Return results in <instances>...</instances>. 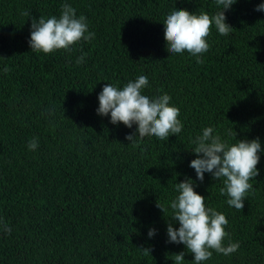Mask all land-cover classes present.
Masks as SVG:
<instances>
[{
	"label": "trees",
	"instance_id": "obj_1",
	"mask_svg": "<svg viewBox=\"0 0 264 264\" xmlns=\"http://www.w3.org/2000/svg\"><path fill=\"white\" fill-rule=\"evenodd\" d=\"M64 3L87 18L94 39L71 52L31 51L32 18L59 17ZM262 3L237 0L225 10L230 33L213 25L209 50L194 57L167 51L163 21L177 9L214 15L215 0H0V218L11 228L0 226V264H174L182 251L183 264H194L167 236L175 185L186 178L226 215L225 246L239 244L202 264H264ZM140 75L149 80L143 94L171 96L184 127L168 140L137 136L133 147L126 136L137 126L113 125L96 110L105 84L122 88ZM205 127L229 144L259 138V175L242 210L227 205L221 180L206 172L201 182L190 167Z\"/></svg>",
	"mask_w": 264,
	"mask_h": 264
},
{
	"label": "clouds",
	"instance_id": "obj_2",
	"mask_svg": "<svg viewBox=\"0 0 264 264\" xmlns=\"http://www.w3.org/2000/svg\"><path fill=\"white\" fill-rule=\"evenodd\" d=\"M237 0H215L221 11L214 15L207 12L194 14L186 9H177L167 14L163 21L164 39L167 51L170 54H182L187 51L190 55L198 57L209 50L207 38L211 34L213 25L218 33L227 36L233 29L228 25L225 10L231 8ZM256 11H264V3L259 4ZM21 15L30 16L29 11H22ZM95 37L89 31L87 18L83 15L77 17L76 9L68 3L60 8L59 17L39 16L32 18L29 45L35 53L51 54L57 50L71 52L73 46L81 41L91 42ZM84 53L76 60L81 64L85 60ZM197 63L202 60L197 59ZM9 71L8 68L4 69ZM149 86L146 75H140L135 80H129L122 88L112 83L103 86L98 95L99 107L97 114L109 116L113 125L123 124L131 129L136 125V131L127 135L133 147L138 145L140 139L155 136L160 140H168L170 135L181 133L184 125L179 119L180 110L171 104V96L167 93L149 97L143 90ZM212 127H205L202 135L196 136L193 143L196 145L193 152L195 159L190 167L195 170L196 178L203 182L204 174L210 173L214 180H221L223 187L220 194L226 195L228 206L242 210L244 201L253 190L249 181L259 175L257 164L260 161L261 143L259 138L253 140H237L229 144L222 140L219 134L214 135ZM229 135L236 133L229 132ZM29 150L38 147L36 138L28 142ZM197 185L190 178L176 183L177 196L171 200L172 221L179 223L174 228V222H168L167 236L169 243L183 244L188 253L194 256V264H202L209 260L213 251L225 256L236 252L239 244L231 242L227 246L224 240L229 236L225 231L228 224L226 215L214 208L206 207L205 197L195 191ZM157 207L165 213L166 209L157 202ZM0 226L5 233L10 234L11 228L0 218ZM155 229H150L148 236L155 235ZM144 255L150 254V249L139 248ZM174 264H183L185 252L174 254Z\"/></svg>",
	"mask_w": 264,
	"mask_h": 264
}]
</instances>
